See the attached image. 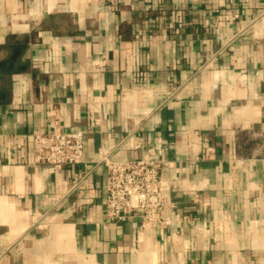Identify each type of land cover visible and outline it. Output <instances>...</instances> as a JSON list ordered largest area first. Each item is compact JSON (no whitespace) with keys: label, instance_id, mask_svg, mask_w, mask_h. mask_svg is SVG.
I'll list each match as a JSON object with an SVG mask.
<instances>
[{"label":"crops","instance_id":"0c3cea01","mask_svg":"<svg viewBox=\"0 0 264 264\" xmlns=\"http://www.w3.org/2000/svg\"><path fill=\"white\" fill-rule=\"evenodd\" d=\"M106 156L162 162L165 223L107 220ZM0 264H264V0H0Z\"/></svg>","mask_w":264,"mask_h":264},{"label":"built area","instance_id":"2783aa9c","mask_svg":"<svg viewBox=\"0 0 264 264\" xmlns=\"http://www.w3.org/2000/svg\"><path fill=\"white\" fill-rule=\"evenodd\" d=\"M35 161L61 169L84 161L85 134L54 126L31 135ZM107 170L105 211L108 221L125 222L141 217L146 224H163V214L172 205L161 171L162 162L149 159L103 158Z\"/></svg>","mask_w":264,"mask_h":264}]
</instances>
